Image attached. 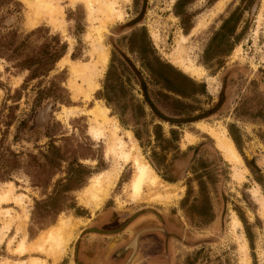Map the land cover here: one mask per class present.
<instances>
[{
  "label": "rangeland",
  "instance_id": "rangeland-1",
  "mask_svg": "<svg viewBox=\"0 0 264 264\" xmlns=\"http://www.w3.org/2000/svg\"><path fill=\"white\" fill-rule=\"evenodd\" d=\"M15 1L0 7V34L16 32L14 46L26 39V53L54 37L66 50L33 79L0 57V194L11 185L13 197L0 203V264H75V242L93 240L108 256L153 227L172 236L176 264H264V0H117L111 14L103 5L110 0L91 8L86 0H55L58 27L47 18L28 25L25 0ZM233 12L237 19L220 32ZM146 54L154 74L142 64ZM63 58L91 76L73 79ZM96 106L107 119L97 139L89 132ZM215 133L231 140L240 162L225 156ZM136 154L160 182L158 193L131 197ZM103 172L115 177L112 188L97 206L85 205L80 194ZM60 218L74 227L55 259L32 245ZM92 226L124 229L84 233ZM155 234L141 242L149 253L162 244ZM22 236L27 250L18 255Z\"/></svg>",
  "mask_w": 264,
  "mask_h": 264
},
{
  "label": "bare ground",
  "instance_id": "bare-ground-1",
  "mask_svg": "<svg viewBox=\"0 0 264 264\" xmlns=\"http://www.w3.org/2000/svg\"><path fill=\"white\" fill-rule=\"evenodd\" d=\"M54 1L55 0H25V3L27 5L26 7H28L30 11V15L27 20L28 25L31 26L35 25L42 18H47L48 23L51 24L52 27H58L59 25H61L62 7L60 5H57V3ZM70 1L74 3L77 0H70ZM95 1L96 0H86V4L89 8H91L94 7ZM116 3L117 0H110L107 3L103 2V5L105 7L104 8L105 12L111 14L112 12L117 11ZM118 16L120 17L119 12H118ZM99 57H100L99 58L100 64L104 66L107 60V56L105 52L100 51ZM64 63L69 64L68 65L69 72L72 75L73 79L82 78V77L85 78V76L87 77L91 76L86 66H82V65L80 66L76 64L77 62L75 63L74 61H70L68 58H63L61 60L60 64H64ZM181 65L191 70L193 74H198L199 72L192 65L190 66L186 65L184 64V62H182ZM74 88L77 89L76 84ZM104 111L105 110L103 108H100L99 106H96L94 109L90 111V113L93 116V118L91 119V123L93 125L91 126L89 132L92 135V137L96 139L99 138L103 133L102 130L100 129V123H101L100 120L102 122L107 121ZM215 137L218 140L219 146L223 149L224 154L226 153L225 156L227 155V157L230 160L234 161V163L235 161L240 162V157L237 151L235 150L231 140L228 139L224 133L221 134L215 133ZM128 157H129L128 153L124 154L123 160H127ZM132 163H133L134 172L131 179V190H130L131 197L132 198L138 197L144 194L145 192H148L151 188L156 189L154 190V192L158 193L157 189L158 187H160V182L153 174L152 168L144 161V159L139 154H136L132 158ZM114 181H115V177L111 176V174L105 172L98 174L90 181L89 185L83 189L79 197L80 201L83 202L85 205L93 204L97 206L107 196L109 190L113 186ZM12 199H13L12 187L10 185L6 192L0 194V203L7 202ZM12 219L13 218L10 217V222H12ZM26 219H27V214L25 212L23 213L22 218L18 219V230L21 231V233L24 231V224ZM73 227H74V223H72L69 218L67 219L60 218L56 224H54L50 229H48V231L44 234V236H41L38 240H36V242L32 245V248L40 252H47V254H50L55 259L58 258L63 248L67 245L69 237L72 236ZM22 237L23 238H21V241H19L17 246L13 248V252L18 255H22L27 250L24 236ZM39 263L45 264V262L43 261L41 262L39 260H34L31 262V264H39Z\"/></svg>",
  "mask_w": 264,
  "mask_h": 264
},
{
  "label": "flooded vegetation",
  "instance_id": "flooded-vegetation-1",
  "mask_svg": "<svg viewBox=\"0 0 264 264\" xmlns=\"http://www.w3.org/2000/svg\"><path fill=\"white\" fill-rule=\"evenodd\" d=\"M6 14H11V11L9 8H7ZM140 47H141V44H139V49H141ZM142 60H143L142 64L144 66L145 65L147 66L148 71L151 72V74H154L155 72L153 73V69L151 67V60L150 58H148V54L143 56ZM26 70L29 72L28 69ZM40 76H44V75H40ZM141 87H142L143 92L145 93V96L151 108H153V110L155 111H158V109L152 104V102L148 98V95H147L148 90L144 82H141ZM6 124L9 125V123H6ZM159 133L160 134L157 133V137L159 136L158 138H162L161 132ZM172 134L173 136L171 137V139L176 140V138L174 137V132H172ZM155 136H156V133H155ZM159 140H164V139L162 138ZM152 164L154 168L157 170V167L155 166V164L153 162ZM198 184H199L200 191H203L204 182L202 180H198ZM104 225H106V223H104ZM103 227L104 226L102 227L92 226V228L88 229V231H85L84 233L97 232V233L107 235L110 233H114V231L121 232L124 229L122 228L121 230H118V229L114 230L116 228H103ZM151 231L153 233H156L154 237L158 238L157 240L159 242H162V244L161 246H159L158 249L149 253V251H147V248L141 245V242H143L144 234L146 232H151ZM171 238L172 236H170L168 232L166 233L165 229H162L160 227L144 228V229L136 230L134 234L128 237L125 242H123L118 247H116L113 250V252L108 256H107V253H104V251H106L105 249H100L99 247L97 248L94 245L95 243L93 240H85L83 241V245H80V242L79 243L75 242L74 247H73L74 249H73L72 259L75 264H176L175 259L173 257V249L171 248L172 246H170L169 244V239ZM131 243L135 247H133ZM145 252H147L146 255H144ZM142 257L144 258L143 261H142L143 259Z\"/></svg>",
  "mask_w": 264,
  "mask_h": 264
},
{
  "label": "trees",
  "instance_id": "trees-1",
  "mask_svg": "<svg viewBox=\"0 0 264 264\" xmlns=\"http://www.w3.org/2000/svg\"><path fill=\"white\" fill-rule=\"evenodd\" d=\"M16 3L15 0H0V6L8 7V4ZM179 4H177V7ZM179 13V12H178ZM234 12L225 20L219 29L224 30L228 26L229 23L235 21L237 18H234ZM232 28H230L231 31ZM217 32L215 34V38L218 35L224 36V33ZM230 33V32H229ZM17 37L16 32L8 31L4 34H0V57L5 58L6 60L15 59L14 66L21 69H28L29 76L28 78H34L36 76L45 75L49 70H51L55 64V62L63 56L66 50L65 43H59L56 38H53V44L50 45L44 44L38 47V50H32L31 53H26L25 50L22 48L25 41H21L18 45L14 46L15 38ZM20 45V46H19ZM161 64V63H160ZM163 67L166 69V73L170 75V72L174 73L171 66L163 64ZM167 77L162 76L163 82L167 83ZM192 85L195 86L193 80L188 79ZM186 111V110H185ZM185 115L189 117L187 111ZM7 125V124H6ZM159 134V132H158ZM159 137V136H158ZM162 139V138H158Z\"/></svg>",
  "mask_w": 264,
  "mask_h": 264
}]
</instances>
